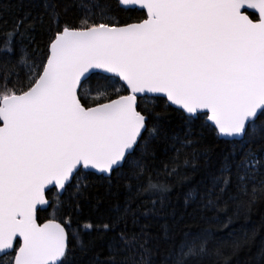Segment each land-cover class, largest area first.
<instances>
[{
	"label": "snow or ice",
	"instance_id": "snow-or-ice-1",
	"mask_svg": "<svg viewBox=\"0 0 264 264\" xmlns=\"http://www.w3.org/2000/svg\"><path fill=\"white\" fill-rule=\"evenodd\" d=\"M36 6L0 29V264H79L97 241L106 258L89 264H231L255 232L216 231L264 199V0ZM209 140L227 147L217 162ZM201 160L183 198L208 226L162 225L168 247L153 249L141 219ZM100 188L97 211L121 191L122 204L79 222Z\"/></svg>",
	"mask_w": 264,
	"mask_h": 264
},
{
	"label": "trees",
	"instance_id": "trees-1",
	"mask_svg": "<svg viewBox=\"0 0 264 264\" xmlns=\"http://www.w3.org/2000/svg\"><path fill=\"white\" fill-rule=\"evenodd\" d=\"M37 0H0V29L6 26H11L13 21L18 17L24 16L29 12L32 16H35L41 9L36 6ZM42 39V32L37 31L36 42L40 43ZM207 147L211 149V159L213 162H217L219 156L227 151V147L219 142H207ZM202 169L193 175L192 182L188 185L175 188L170 194V201L168 206L164 209L163 214L153 217L149 220L141 219V224H147V233L150 237L149 246L153 249L159 247L161 251L168 247L166 238L162 229V225L167 224L171 232L187 231L196 233L201 228L207 227L205 220L201 218V214L197 211V204L191 203L188 207L184 204V193L190 187H196L197 182L201 181L204 176L203 164L201 160ZM91 202L84 206V210L81 215L76 219L83 223L85 220L92 222H98L100 220H107L109 210L113 208L117 203L122 204L123 192L121 191L119 197L104 198L101 200L99 210L96 209L97 195L103 197L104 190L100 188L97 192L96 189H91ZM51 210L48 213H41V216L50 215ZM232 214V210L229 209V215ZM223 214L221 219H223ZM131 227V226H130ZM215 227V226H214ZM139 231V227L133 229ZM255 232V240L252 241L248 247L242 248L238 253L230 257L231 264H260L259 249L264 245V199L258 200L254 206L251 207L247 214H240L233 216V222L230 228L223 231H216V236L219 238H227L230 232H234L236 236L242 237L244 233L251 234ZM96 233L93 232L90 237L85 239L95 238ZM99 254L101 259L106 258L104 245L102 242L97 241V245L94 252L81 253L77 251V259L79 264H89L90 259ZM131 256L132 253L130 252ZM155 259V256H154ZM215 257L207 258L204 264H214Z\"/></svg>",
	"mask_w": 264,
	"mask_h": 264
}]
</instances>
